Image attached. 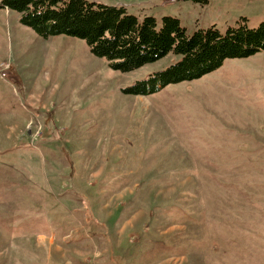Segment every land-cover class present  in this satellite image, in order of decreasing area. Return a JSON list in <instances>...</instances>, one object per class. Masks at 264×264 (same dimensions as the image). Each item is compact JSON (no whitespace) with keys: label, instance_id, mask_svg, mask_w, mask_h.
I'll return each mask as SVG.
<instances>
[{"label":"rangeland","instance_id":"rangeland-1","mask_svg":"<svg viewBox=\"0 0 264 264\" xmlns=\"http://www.w3.org/2000/svg\"><path fill=\"white\" fill-rule=\"evenodd\" d=\"M188 36L264 23V0H84ZM78 38L0 8V264H264V51L130 93Z\"/></svg>","mask_w":264,"mask_h":264},{"label":"trees","instance_id":"trees-1","mask_svg":"<svg viewBox=\"0 0 264 264\" xmlns=\"http://www.w3.org/2000/svg\"><path fill=\"white\" fill-rule=\"evenodd\" d=\"M0 8L14 11L19 22L43 38L66 35L83 40L90 53L105 58L120 72L155 62L168 53L180 60L138 83L131 94L144 95L158 87L198 79L219 68L226 59L246 58L264 51V23L255 29L239 23L221 34L214 28L188 36L179 22L163 18L139 22L124 8L84 0H0Z\"/></svg>","mask_w":264,"mask_h":264}]
</instances>
